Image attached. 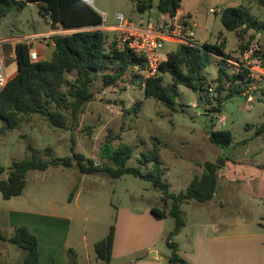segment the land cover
<instances>
[{"label":"rangeland","instance_id":"rangeland-1","mask_svg":"<svg viewBox=\"0 0 264 264\" xmlns=\"http://www.w3.org/2000/svg\"><path fill=\"white\" fill-rule=\"evenodd\" d=\"M90 1L85 2L100 14L102 10L107 13L106 16L101 14L107 22L100 28L113 41L121 34L112 28L119 23L118 14L137 27H145L148 21L161 19L155 8L148 14L138 12L133 0ZM215 1L186 0V3L196 5L201 30L206 28L211 32V43L224 42L227 63L242 60L249 45L257 44L264 50V31L259 32L260 37H256L258 33L255 31H250L243 40L239 39L236 33L223 27L219 14L210 13L211 8L219 9L215 7ZM249 1L251 15L264 24V5L260 0ZM140 19L145 22L141 24ZM50 31L62 33L64 30L52 26L49 18H43L36 5L13 11L0 23V38L16 37L14 40L17 42H24L27 35ZM51 42L50 39L48 44L34 43L38 60V47ZM178 44L166 42L161 55L166 57ZM220 70L232 74L228 64L212 58L203 71L207 84L205 89H209L211 84L217 87ZM68 78L72 80L71 76ZM171 83V77L166 75L164 84ZM259 87L264 90V80L259 82ZM92 90L94 100L85 104L76 119L69 110L64 112L69 129L53 127L44 117L33 115L24 117L17 128L0 131V165L6 168L0 179L8 177L13 162L30 158L28 145L43 161L72 157L73 147L76 153L100 163L107 161L102 159V149L107 141H111L114 148L124 143L134 148L127 167H141L143 172H148L152 170V164L143 167L139 159L142 152L153 149L157 144L161 149L163 180L170 185V192L176 195L186 191L194 176L202 175L206 161L219 167L228 162L226 168L219 170L217 195L211 202L191 201L181 206L186 229L179 237H172L173 242L189 239L194 223L221 222L224 214L232 217L225 222L245 223L243 233L260 231V225L264 224V133L256 135V132L264 127V101L247 104L245 97L235 95L226 102L222 113L217 114L210 112L216 106V96L207 92L195 93L183 86L179 88L175 111L147 98L138 83L126 79L106 88L101 77L94 81ZM212 124L217 131L231 132V145L219 148L209 141L207 131ZM155 138L161 143L158 144ZM47 148L51 149L50 156L45 153ZM26 180V188L20 197L4 200L0 192V262L22 264L25 256L18 247L1 239V236L6 239L13 233L7 228L6 214L9 212L13 213L17 224L33 222L34 227L41 228L49 225L41 215L70 218L69 248L74 251L78 264H88V256L95 264V244L108 236L111 226H116L121 242L130 240L139 249L135 257H146L152 253H158L160 257L172 255L166 243L175 228V220L167 217L160 221L150 212L152 207L168 211L171 201H164L163 193L150 182L132 175L115 180L104 174L83 175L75 161L72 168L58 166L45 171H29ZM73 191L74 198L69 202ZM65 229L54 226L48 236L57 238L61 244L66 239ZM149 245L153 247L151 253ZM97 260L98 264H106ZM129 261V258L120 259L118 254L110 264H128Z\"/></svg>","mask_w":264,"mask_h":264},{"label":"trees","instance_id":"trees-1","mask_svg":"<svg viewBox=\"0 0 264 264\" xmlns=\"http://www.w3.org/2000/svg\"><path fill=\"white\" fill-rule=\"evenodd\" d=\"M12 1H15L13 5ZM137 11L145 14L154 8L161 15L175 16L180 10L182 0H133ZM264 5V0H260ZM28 5H36L43 18H49L51 25L63 30H79L72 34H60L52 37L54 49L50 60L31 62L29 57L30 45L26 42L16 44L17 74L8 80L5 88L0 90V131L17 128L24 117L40 115L50 125L56 128H67L64 112L69 110L74 119L77 118L85 104L92 102L95 94L92 90L96 79L102 77L106 88L115 86L126 79L137 83L140 75L134 74L135 67H144V62L130 49L120 51L117 42L110 40L109 34L98 28L103 25L104 18L83 0H0V23L3 18L16 10H23ZM251 8L229 7L220 14L223 27L237 34L243 40L250 31L256 33L264 31V24L251 15ZM225 41V40H224ZM224 42L198 44L194 40L180 42L178 47L167 54L159 66V75L150 77L144 88L147 98H152L165 107L175 111L179 95V88L186 87L195 93L207 92L206 78L203 71L212 58L226 63L224 57ZM252 45H249V49ZM246 49V50H247ZM166 75L171 77V84L165 85ZM72 77V80L68 78ZM131 78V79H130ZM246 87L244 77L219 71L216 87V106L210 110L221 114L224 105L235 95H242ZM264 101V90H261ZM202 99V97H200ZM137 108L135 107L134 110ZM209 110H207L208 112ZM264 133V127L256 135ZM209 141L219 148L229 146L233 137L229 131L215 130L212 124L207 131ZM120 139V138H118ZM160 144L161 142L155 138ZM111 141H107L102 149V161L95 162L87 159L83 154L76 153L71 148L72 157L53 158L43 161L36 155V150L28 145L30 158L13 162L9 167L8 177L0 179V192L4 200L20 197L27 185L26 175L29 171H45L50 167L64 166L72 168L74 161L83 175L104 174L112 179H119L124 175L148 181L163 193L164 201H171L168 211L152 207L150 212L157 220L171 217L175 220V228L170 233L167 246L172 251L168 258L169 264H190L178 254V245L172 237L180 234L185 226L181 206L191 201L207 203L216 193L220 169L219 165L206 161L201 176L196 175L189 183L186 191L179 194L170 192V185L163 180L161 149L158 145L142 152L139 164L143 167L152 164V170L143 172L141 167H127V162L134 155L131 145L121 143L114 148ZM50 156L51 149L45 151ZM6 168L0 165V176ZM75 191L70 194L69 202L74 198ZM116 226H111L108 236L95 244L96 256L99 260L110 264L113 259V245ZM1 239L18 247L25 253L22 264H41L39 239L26 225L14 228L9 238ZM68 264H78L72 249L67 251ZM0 264H7L0 262Z\"/></svg>","mask_w":264,"mask_h":264},{"label":"crops","instance_id":"crops-1","mask_svg":"<svg viewBox=\"0 0 264 264\" xmlns=\"http://www.w3.org/2000/svg\"><path fill=\"white\" fill-rule=\"evenodd\" d=\"M18 1H22V0H18ZM241 6L248 8L252 7L249 0H216L215 7L216 8L219 7V9L215 10L211 8L210 13L219 14L220 16L221 12L226 8L229 7L235 8ZM195 8L196 5L193 4L188 5L186 3V0H182L181 7L178 13L182 15H190L193 17L196 23V27L194 28L193 40L196 43L202 45L211 42V39L209 37L211 32H209L208 29L206 28L204 31L201 30V23L198 20V13L196 12ZM101 14L107 15V13L103 10ZM145 14H148V12H146ZM104 20H106V17L104 18ZM139 22L144 23L145 20L140 19ZM50 33H52V31L27 35V37L24 38H28L30 36H35V35L50 34ZM260 36H261L260 33L256 35V37H260ZM14 38L16 37L4 36L0 38V58L4 59L5 62V74L7 80L13 78L18 72V65L16 60V44L20 42L15 41ZM168 43H172V42H168ZM33 47L36 49L35 44L33 45ZM53 49H54L53 41L47 46L44 45L38 47L40 59L50 60ZM164 60H166V58H164ZM258 164H259L258 162H255L256 167L260 168V165ZM227 165L228 162H226V165L221 166L220 169L224 167L226 168ZM218 175H219V171H218ZM243 187L246 186L243 185ZM216 195L217 192L215 193L214 198L216 197ZM221 206L223 207V205ZM226 215L227 214L223 215L224 219L221 222L214 221L213 224L194 223L191 237L187 240H182L180 243H177L179 256L185 259L190 264H264V224L260 225L261 226L260 231H257L255 233H248V232L243 233L242 230L245 229L246 224L245 223L243 224L242 222L239 221L225 222L232 218ZM41 217L46 218V220L49 221V225L46 228H41L40 226L34 227L33 222L28 224H17V222L15 221V216L13 215L12 212H9L6 214L7 228L11 232H13L14 228L18 225H26L28 227L29 226L31 227L29 228L37 235L39 239L41 264H68L67 251L68 249H70L69 237H70L71 219L58 218L54 215H41ZM54 221L56 222L60 221V222L59 223L57 222V224H55ZM54 226L66 228L65 229L66 239L63 243L61 242L62 245L60 244V240H58L57 238L55 237L49 238L48 236V233L52 232ZM184 229H186V223L180 234L177 235L176 237L182 235ZM138 250L139 249H137V247H135L130 242V240H125L121 242V239L119 238V232L118 230H116L115 240L113 245L112 262L119 254L120 259L129 258L130 261L128 264H169L168 258L170 256L160 257L159 254L156 253L155 257L153 256L135 257V254L138 252ZM148 251L149 253L153 252V247L151 245L148 246ZM87 259H88L87 261L88 264H92L90 260V256H88ZM94 263L98 264L97 258H95Z\"/></svg>","mask_w":264,"mask_h":264},{"label":"built area","instance_id":"built-area-1","mask_svg":"<svg viewBox=\"0 0 264 264\" xmlns=\"http://www.w3.org/2000/svg\"><path fill=\"white\" fill-rule=\"evenodd\" d=\"M90 3V0H83ZM113 29L121 33L116 42L120 51L130 49L134 54L141 58L144 67L138 65L134 68L133 73L138 74L141 78L137 83L144 89L146 82L150 77L159 75V66L164 60L161 55L165 48L166 42H185L193 40L194 28L196 23L192 16L177 13L175 16L161 15V19L148 21L145 27H137L132 22L125 20L123 15H118ZM106 20H104L105 22ZM107 22V21H106ZM142 24V23H141ZM98 28H85L83 30H94ZM79 30H64L62 33H50L44 35H35L25 38L24 42L30 45L29 57L31 62L38 61V54L33 47L35 42H44L48 44L52 37L60 34H72ZM8 41V40H7ZM228 67L233 74L244 77L246 87L242 96L246 98L247 104H254L260 98L262 93L259 82L264 80V50L257 44L252 45L239 61H228ZM131 79V78H130ZM7 77L5 74V62L0 58V90L7 85ZM209 95L216 96V87L211 84L209 87Z\"/></svg>","mask_w":264,"mask_h":264},{"label":"water","instance_id":"water-1","mask_svg":"<svg viewBox=\"0 0 264 264\" xmlns=\"http://www.w3.org/2000/svg\"><path fill=\"white\" fill-rule=\"evenodd\" d=\"M13 5H15V1H12ZM201 102V101H200ZM150 256H153L155 257L156 256V253H152Z\"/></svg>","mask_w":264,"mask_h":264}]
</instances>
